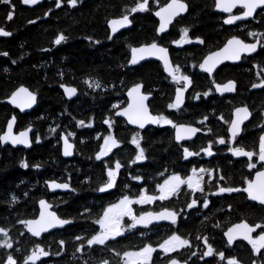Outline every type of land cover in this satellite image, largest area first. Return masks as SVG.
I'll list each match as a JSON object with an SVG mask.
<instances>
[{"label": "trees", "instance_id": "16d2710c", "mask_svg": "<svg viewBox=\"0 0 264 264\" xmlns=\"http://www.w3.org/2000/svg\"><path fill=\"white\" fill-rule=\"evenodd\" d=\"M56 1L42 0L32 7L18 0L11 4L0 3V23L11 32L9 37L0 38V96L19 84L37 90L42 105L39 111L43 110L45 115L35 119L38 133L44 136L46 127L51 124H71L86 119L91 109L101 121L110 114L112 105L122 103L128 87L139 82L153 94L150 103L153 112L173 122L197 123L202 132L193 141L181 144L174 141L171 126L150 127L144 132L142 142L145 159L136 163H133L136 149L126 142L127 138L123 139L126 144L123 142L122 147L100 160L94 158L98 143L79 148L72 159L61 156L54 139H44L18 155L9 147L0 149V227L8 231L7 239L13 244L12 248L0 247V264H6L9 255L17 264H23L37 247L48 253L38 264H102L103 261L119 264L121 256L116 253L139 250L145 245L157 248L174 234L187 239L190 247L178 248L167 255L157 249L150 264H164L173 256L187 264H226L229 259L236 260L237 264H264V249L257 254L244 241L229 245L224 238V231L237 221L263 224L264 206L249 201L243 191L219 193L220 187L243 189L254 171L261 167L249 169V163H255L254 160L234 159L230 144H219L216 140L223 138L232 108L246 104L252 117L237 138L236 146L251 152L258 150L260 137L264 135V87L253 85L264 76V47L260 46L258 52L239 64H225L217 69L215 75L219 80L233 78L236 81L234 95L214 94L205 98L202 92L209 89L208 76L197 68L204 53L219 47L230 35L253 39L247 31L249 28L256 32L263 30L264 11H258L257 21L226 26L222 22L224 16L214 11V0H185L187 13L168 32L157 36V21L151 9L130 11L141 0H77L75 7L68 0H62L63 6L57 7ZM166 1L151 0L149 4L154 8ZM9 12L13 15L11 20L7 19ZM129 13L133 18L132 26L111 37L109 19ZM181 26L189 28L191 40L203 43L173 45V41L180 39ZM61 34L67 39L57 45L55 39ZM155 40L169 47L175 68L189 78L185 106L180 111L168 108L175 83L163 73L158 62L147 61L133 67L127 64L131 46ZM95 83L100 87L89 86ZM60 84L74 85L79 94L65 100ZM196 93L200 94L199 98ZM10 111L8 105L0 104V129ZM209 145L212 156L203 158L194 154L185 159L184 148L201 153ZM117 161L122 165L117 186L106 192L98 191L108 180V169ZM22 163L28 167H22ZM199 168L211 172V176L207 172L201 174L203 192L183 186L167 200H156L135 209L138 214L168 207L178 212L175 224L132 229L108 240L106 245H87V240L100 231L94 221L101 218L109 205L123 196L133 197L142 191L155 195L157 186L171 174L185 178ZM127 172L132 174L130 178ZM66 176L71 180L73 191L51 194L45 181H61ZM134 176L142 179V183H136ZM42 198L49 200L53 210L61 218L72 220V224L35 238L26 232L21 221L37 216L38 201ZM192 199L197 201L196 206L189 209ZM205 200L208 207H204ZM205 238L207 245L215 250L212 256L202 255L207 251ZM5 239L0 234V243ZM78 248L81 250L77 251ZM221 252L225 256L223 260L219 257Z\"/></svg>", "mask_w": 264, "mask_h": 264}, {"label": "snow or ice", "instance_id": "6c2138e0", "mask_svg": "<svg viewBox=\"0 0 264 264\" xmlns=\"http://www.w3.org/2000/svg\"><path fill=\"white\" fill-rule=\"evenodd\" d=\"M25 4H37L40 0H23ZM0 3L3 4H11V0H0ZM68 3L75 7L77 5V0H68ZM60 0H57V7H60ZM241 7L245 9L242 15H231L228 19L224 21L225 24H233L237 20L247 19L253 17V14L256 12L258 8H264V0H215V7L223 12L231 13L233 8ZM148 0H142V2H138L136 6L132 7L130 11L135 13L137 11H148ZM187 11V5L183 2V0H171L166 6L160 8L159 11L155 12V15L158 16L161 20L158 34L163 33L167 30L169 24L172 23L174 17L179 16L180 14ZM13 18L12 12H9L7 19L11 20ZM35 23V21H32ZM131 23L129 20L128 15H123L122 19L119 20H112L110 22L111 26L113 27V33L118 31L119 28H123L128 26ZM180 31L183 33L182 40L185 43H190L192 41L188 40V29L182 28ZM11 33L5 31L3 28H0V36H10ZM250 36L256 37L257 33L251 32L249 33ZM262 38H264V33L260 34ZM67 37L63 34L59 35L58 38L55 39V44L59 45L62 41H65ZM196 42L203 43V41L197 40ZM264 47V41L261 39H257L255 43H244L240 39L232 38L227 41L226 46L222 49L221 52H216L213 55L208 56L199 67L211 74L216 67L217 63L222 62L223 59L228 60H239L241 58L242 53L251 54L257 51V45ZM2 55H7V53H2ZM155 56L156 58L162 60L165 64L166 70L169 68V59H168V50L165 47L158 46L157 43L153 42L150 45L143 46L140 48H133L132 49V59L131 63L135 64L139 60H143L146 57ZM216 58H220L217 60ZM213 61V63H209ZM15 63V61H14ZM179 68H176L174 71H170L169 74L172 75L173 80L179 84L181 80L185 82H190L187 76H180L178 75ZM90 87L99 88L100 84L95 83L94 85H89ZM141 85H137L131 89L128 93L130 97L133 98V103L129 105L127 109L123 112H117L116 115H124L127 116L128 122L134 125H137L139 128L143 129L146 123L152 124H159L163 125H171L173 128L176 129V139L180 141L186 137L182 135V133L186 134H195L199 131L196 128L191 127H184V126H177L173 123L172 120L166 118L163 115L153 116L149 113L148 107L145 105L144 101L147 99V96L141 95ZM234 84L232 82H228L227 84L220 86L216 85V90L221 94L225 92H232L234 91ZM253 87H264V81L260 84H254ZM66 93L68 94L69 98L75 95L76 89L75 88H66ZM211 92H205L203 95L206 97L210 95ZM183 91L181 89H177L176 92V101L168 105L170 109L179 110L183 100ZM18 98L21 99L22 102L18 103ZM199 98V97H197ZM10 103L20 107L23 110L25 107H31L32 103L35 102V96L30 93L26 88L21 87L17 92L13 94L11 97ZM251 114L249 113L246 107L237 108L235 111V119L230 121V132L231 138L234 141L235 137L239 135L241 131L242 123L249 118ZM15 122V117L12 118V121L7 124V133L0 135V143H8L11 142L13 145L16 144H24L25 146H30V142L28 139V131L20 132L19 135H13V125ZM108 123V121H105ZM203 123V121H201ZM79 125H83L85 127H91V124H84V121H79ZM30 131V130H29ZM55 131V129H52ZM72 135V133H69ZM37 142H39V138H37ZM133 144L140 147L139 144V133H136L132 137ZM219 144H225V139H220L218 141ZM105 147L101 149L99 154H97L96 159L100 160L102 157L107 156L112 148L119 147V143L115 138L109 135L107 138L104 139ZM208 156H212L214 153L211 151V145H209L208 149H205ZM233 155L235 156H244L248 157L249 160H252V157L256 155L251 151H245L242 147H236L230 149ZM185 159L188 157L198 154L188 151L187 149L184 150ZM65 156L72 155V145L68 143L67 138L64 140V152ZM145 159L144 150L140 149L138 155H136L135 160L133 163L143 161ZM259 161L264 162V136L260 137L259 142ZM22 167H28L26 163H22ZM38 167V166H37ZM249 169L255 168V163H249ZM121 168V164L119 161L115 164V170L109 168L107 171L108 180L101 186L98 191L106 192L113 187H115V182L117 178V174L119 169ZM208 173L211 176V172L207 169H200V173ZM196 176L195 170L193 172V177H189L188 180L181 179L178 175H173L170 179H166L162 185L157 186V190L159 195H147L146 193H141L138 199H130L128 196H124L118 203L108 207L102 214V217L98 220L94 221V223L99 224L100 231L98 234L92 236L90 239L87 240V245L89 247L93 245H106L108 240H114L119 236L124 235L125 231H131L132 229L136 228L137 226L147 227L150 223L154 221L160 220H168L172 224L177 222V214L173 211H162L159 213L147 212L144 214L137 215L134 210L132 209L131 205L133 204H149L156 200H167L171 198L173 194L178 193L180 186L183 184H187L190 189L198 190L203 192L204 189L201 185V181L203 180V176H200L199 179H194ZM138 179V178H137ZM221 180L224 179L223 176L220 177ZM50 188L53 190L55 189H68L69 185L67 183H52L49 185ZM246 192L248 199L252 201H257L260 204L264 205V171L257 173L256 181H249L247 183L246 188H232V187H220L219 193H232V192ZM215 193V194H219ZM13 201H15V197H13ZM196 201L194 200L191 204L188 205L189 208L195 206ZM40 206L43 211L40 212L39 219L35 220H27L21 221V223L25 224L28 232H30L33 236H40L42 232H47L52 228L56 227H63L66 224L71 223L72 221L61 219L59 218L54 212L48 211L51 207L45 201H40ZM204 207H208V201H204ZM124 217H128L132 223L127 227H122V221ZM258 228H264V224H256L255 226H249V224L240 223L236 224L235 226L228 229L225 235L228 238V244L231 245L235 239H243L248 241L253 248V251L257 254L260 253L261 249H264V233H261L258 239H253L251 237V233L255 232ZM0 234H2L6 239L3 243H0V247L3 248H12V242L7 239L8 231L4 228L0 227ZM78 240L82 239V237H77ZM63 245V241L60 242ZM205 244L207 245V238H205ZM182 247H190L189 241L187 239H182L178 235H172L169 239L165 240L159 246V250L163 251L164 254H168L171 251H175L178 248ZM81 249L78 248L77 251ZM157 251L151 245H145L139 251H127L123 254L116 253L120 255L124 264H150L152 254ZM215 250L211 247V245H207V251L203 252L202 255L212 256L214 255ZM48 253L45 252L42 248L38 249V252H34L32 256L28 257L24 264H34L35 260L38 256H47ZM195 255V253H192ZM219 257L221 260L225 259L224 253H219ZM6 264H17L14 258L9 255L7 257ZM102 264H108L107 261H103ZM169 264H178L176 259L170 260ZM228 264H237V261L234 259H229ZM255 264V262H254Z\"/></svg>", "mask_w": 264, "mask_h": 264}, {"label": "flooded vegetation", "instance_id": "af4514ba", "mask_svg": "<svg viewBox=\"0 0 264 264\" xmlns=\"http://www.w3.org/2000/svg\"><path fill=\"white\" fill-rule=\"evenodd\" d=\"M12 1H14V0H11V3H12ZM18 1H20L21 2V4H23V5H25V6H28V7H32V6H34V5H36V4H34V5H31V4H25L24 2H23V0H18ZM42 0H40V2H41ZM150 1L151 0H148V8L149 9H151V11H152V14H153V16H154V18L156 19V21H157V24H156V29H155V31H156V34H157V27H158V24H159V20H158V18L155 16V12H156V10L158 9V8H161L162 6H164L166 3H168L170 0H167L165 3H163V4H156L155 5V7L154 8H152L151 6H150ZM141 2H142V0H141ZM183 2L187 5V11H188V4L186 3V1L185 0H183ZM138 3V2H137ZM137 3H135L134 4V6H136L137 5ZM38 4V3H37ZM56 5H57V1H56ZM60 5L61 6H63V2H62V0H60ZM214 6H215V0H214ZM13 7V6H12ZM244 9L243 8H241V7H237L236 9H234L231 13H221V12H217V13H219V14H222L224 17H223V20H222V22L224 21V19H225V17H227V16H229V15H237V14H239V13H241L242 11H243ZM259 10H262V12L264 11V8H260ZM258 10V11H259ZM187 11H186V13H187ZM215 11V10H214ZM258 11L255 13V15L251 18V19H249V20H247V21H257V19H256V14L258 13ZM145 12V11H144ZM216 12V11H215ZM186 13H183V14H180L179 16H176V17H174V19H173V21H172V23L171 24H169L168 25V30L167 31H165L164 33H166V32H168L169 31V29L171 28V26H173L174 24H175V22L180 18V17H182V16H184ZM125 15H128L129 16V20L131 21V23L133 24V18H132V14H125ZM120 17H123V16H120ZM115 18V17H114ZM116 18H119V17H116ZM111 19H113V18H111ZM111 19H109V21L111 20ZM247 21H239V22H237V23H235L234 25H237V24H240V23H243V22H247ZM223 24H224V22H223ZM224 25H226V24H224ZM107 26H108V22H107ZM132 26V25H131ZM130 26V27H131ZM226 26H233V25H226ZM129 27V28H130ZM0 28H3L5 31H7V32H9L6 28H5V26L4 25H2L1 23H0ZM182 28H186V29H188V33L190 32V30H189V28H187V27H180V29H182ZM126 29H128V28H126ZM126 29H123V30H126ZM180 29H179V33L181 34L180 35V39L182 38V36H183V33L180 31ZM108 30H109V33H110V27L108 26ZM123 30H121V31H123ZM120 31V32H121ZM248 34L249 33H251V32H255V33H257V36L256 37H254L253 39H251V40H247V39H249V38H247V39H245V38H243V37H241L240 35H237V34H232V35H230L229 37H227L225 40H223L222 41V43L220 44V46L219 47H215V48H213V49H211L210 51H206L205 53H204V55L202 56V58H201V60L199 61V63H198V65H197V68H198V70L200 71V72H202V73H205L207 76H208V80H209V89L208 90H206V91H204V92H202V95H203V93H205V92H211V94L210 95H217V96H220V97H223V96H228V95H234L235 94V92H236V81L233 79V78H227V79H224V80H219L217 77H216V75H215V73H216V71H217V69L219 68V67H221V66H223V65H225V64H231V65H234V64H239V63H241L242 61H243V59L244 58H248V57H251V56H253L255 53H253V54H251V55H241V58L239 59V61L237 62V63H231V62H224V63H221V64H219L215 69H214V71H213V73L210 75L209 73H207V72H205V71H202L201 69H200V67H199V65L200 64H202V61L204 60V58L208 55V54H210L211 52H213V51H215V50H217V49H219V48H221L225 43H226V41L228 40V39H230V38H234V37H237V38H240L243 42H245V43H253V42H256L257 41V39H261L262 37L260 36V34H262V33H264V28H263V30L262 31H258V32H256V31H254V29H248ZM11 33V32H10ZM119 33V32H118ZM164 33H162V34H164ZM161 34V35H162ZM116 35V34H115ZM157 36H160V35H158L157 34ZM1 37H9V36H1ZM0 37V38H1ZM112 37V36H111ZM180 39H178V40H176V41H173L172 42V44L173 45H175V46H178V47H180L182 44H184L185 42L183 41L182 42V44H177L178 42H179V40ZM196 39V38H195ZM188 40H190V41H192L191 43H198V42H196L197 40H191L189 37H188ZM152 42H156V43H158L159 45H161V46H163V47H166L167 49H168V51H169V56H170V61H171V64H172V66H173V68H174V70L176 69L175 68V66H174V64H173V62H172V59H171V55H170V49H169V47H167V46H164V45H162V44H160L158 41H152ZM152 42H149V43H152ZM149 43H142V44H149ZM139 45H141V44H138V45H134V46H139ZM133 46H131L130 47V50H131V48H132ZM259 48H260V45L258 46V50H259ZM258 50H257V52H258ZM129 57H130V55H129ZM129 61V60H128ZM147 61H156V62H158L160 65H161V67H162V71H163V73L165 74V72H164V69H163V66H162V63L160 62V61H158V60H154V59H151V60H146V61H143L142 63H144V62H147ZM141 64V63H140ZM139 65V64H138ZM136 66V65H135ZM133 67V66H132ZM264 74V73H263ZM166 75V74H165ZM178 75H180V76H187L185 73H183L181 70H179V73H178ZM168 78H170V79H172L173 80V78L171 77V76H169V75H166ZM188 77V76H187ZM262 77V76H261ZM174 81V80H173ZM262 81H264V76L261 78V81L259 82V83H255V84H260ZM228 82H232L233 84H234V92L233 93H227V94H220V93H218V91L216 90V86L215 85H220V86H223V85H225V84H227ZM139 83H141L142 85H143V94H145V95H149V100H147V105H148V108H149V111H150V113L152 114V115H161L160 113H155V112H153L152 111V109H151V106H150V103H151V100H152V98H153V94L151 93V92H148V91H146V89H145V86H144V83H142V82H139ZM174 83H175V87H174V95H173V99H172V102L171 103H174V100H175V94H176V90L178 89V88H182L183 90H184V101H183V103H182V105H181V107H180V109H179V111L180 110H182L183 108H184V106H185V102H186V98H187V90H188V84H189V82H185V81H183V80H181V82L179 83V84H177L175 81H174ZM137 84V83H136ZM62 85H66V86H70V87H73V88H75L76 89V93H75V95H73V96H71V98H69V97H67L66 96V94L64 93V91H63V89H62ZM134 85V84H133ZM133 85H131V86H133ZM130 86V87H131ZM20 87H25V88H27V90L30 92V93H32L34 96H35V102L34 103H32V106L31 107H25L23 110H21V108L20 107H17L16 105H14V104H12V103H10V102H7L6 101V99H8L14 92H17L18 90H19V88ZM130 87H128V88H130ZM60 89L62 90V95H63V98L65 99V100H67V101H69V100H71V99H73V98H75L78 94H79V92H78V89L74 86V85H70V84H60ZM200 94L199 93H196V98L197 97H200L199 96ZM210 95H208V96H204L205 98H207V97H209ZM196 100H198V99H196ZM19 102H22L21 101V99L20 98H18V103ZM6 104V105H8L9 107H10V109H11V111H10V113H9V115L6 117V119H5V122H4V125L2 126V128L0 129V135H3V134H6L7 133V124L9 123V122H11L12 121V118L13 117H15V122H14V125H13V135H19V133L20 132H23V131H27V130H29V129H31L30 130V136H29V138H30V141H31V144H30V146H24V145H19V144H17V145H13L12 143H7V144H3V143H0V149L2 150V149H5V148H11V149H13L14 150V153H15V155H18L19 153H24V152H26V151H28L29 149H31L32 148V146L34 145V144H40L44 139H47V140H51V139H54L55 140V143H56V145L59 147V151H60V154H61V156L63 157V154H62V136L63 135H65L66 136V138L69 140V142H71V143H73L74 144V155L75 154H78L79 153V148L81 149L82 147L84 148V146L86 145V144H88V143H92V144H95V143H98V147H97V150L94 152V158L96 159V154H97V152L99 151V148L101 147V145H102V143L104 142V139L105 138H107L109 135H111L113 138H115L116 140H117V142L119 143V147H115V148H112L111 149V151L109 152V154L108 155H110V154H112L115 150H117L118 148H120V147H122L123 146V142H124V140L123 139H125V138H127V140H126V142H128V144L131 146V145H133V147L136 149V154L138 155V153H139V151H140V149H143L144 150V148H143V146H142V142H143V139H144V132L146 131V129H148V128H150V127H155V126H147V127H145V128H143V129H141V128H139V127H136V126H132V125H130L123 117H121V116H119V115H116V111L117 110H119V109H121V108H123V107H125L127 104H128V99H127V97H126V95H125V98H124V100L122 101V103L120 104V103H117V104H114V105H112L109 109H110V114L108 115V116H106L105 118H103L101 121H98V119H97V116H96V114L94 113V110L93 109H91L92 110V112L91 113H88V115H87V117H86V119H80V120H77L76 122H71V124H64V125H61V124H58V125H53V124H51V125H48L47 127H46V129H45V133H44V136L42 135V134H40V133H38L36 130H37V128H36V125H34L35 124V119H36V117L38 116L39 118H42V117H44L45 115H44V113H43V110L42 111H39V108L42 106L41 105V101H40V95H39V92L37 91V90H35V89H31V88H29V87H27L26 85H23V84H19V85H17V86H15L9 93H7L5 96H0V104ZM239 106H246L248 109H249V111H250V118L243 124V126H242V129H241V132L239 133V135L238 136H236L235 137V140L233 141L232 140V138H231V135H230V133H229V127H230V121L232 120V117H233V110L235 109V108H237V107H239ZM169 108V107H168ZM170 109V108H169ZM170 110H173V111H178V110H175V109H170ZM67 111V110H66ZM65 111V112H66ZM251 117H252V111H251V109L248 107V105H246V104H239V105H236L235 107H233L232 108V110H231V116H230V119H229V121L228 122H226V128H225V130H224V135H223V139H225V141H226V143H229L230 144V149H233V148H236V147H239V146H236V140H237V138L240 136V135H242L243 134V131H244V128H245V125H246V123L247 122H249V120L251 119ZM79 121H84V124L85 125H87V124H91V127H85V126H83V125H79L78 124V122ZM105 121H108V123H105ZM174 124H176L177 126L178 125H191V126H195V127H197L198 129H199V132H198V134H200L201 132H202V129H201V127L197 124V123H191V124H189V123H186V122H173ZM159 126H161V125H159L158 124V126H156V127H159ZM169 126H171V125H169ZM172 127V126H171ZM173 128V127H172ZM52 129H55V131H52ZM69 133H72V135H69ZM123 133H126V136H123ZM136 133H139V144H140V147L139 148H137V146L135 145V144H133L131 141H132V137L134 136V135H136ZM174 133H175V128H173V138H174ZM197 134V135H198ZM196 135V136H197ZM196 136H195V138H196ZM264 136V135H263ZM122 137H125V138H122ZM37 138H39V142H37ZM195 138H193V139H191V140H187V141H181V142H177L176 140H175V138H174V141L176 142V143H181V144H184V143H189V142H191V141H193ZM220 139H222V138H220V137H217L216 138V140H217V142L220 140ZM205 149H206V147H205ZM205 149H202L200 152L201 153H198V155H201V157H203V158H207V157H209L207 154H205L203 151L205 150ZM184 150H185V148H184ZM188 150V149H187ZM245 150V149H244ZM188 151H190V150H188ZM246 151H248V150H246ZM231 152V151H230ZM253 153H256V155H254L253 157H252V160H254L255 161V164H256V166H260L261 168L263 167V165H257V163H256V156H257V154L259 153V148H258V150L256 151V152H253ZM146 153L144 152V155H145ZM197 155V154H196ZM231 155H232V157L234 158V159H238V158H241V157H235L233 154H232V152H231ZM74 157V156H73ZM72 157V158H73ZM105 157V156H104ZM104 157H102V158H104ZM191 157V156H190ZM63 158H65V157H63ZM72 158H65V159H72ZM189 158V157H188ZM243 158H245V159H248L247 157H244L243 156ZM97 160V159H96ZM249 160V159H248ZM252 160H249V161H252ZM115 164H116V162H114L113 163V167L111 168V169H113V170H115ZM121 169H122V165H121V168L119 169V171H118V174H117V178H116V182H115V187L117 186V181H118V177H119V175H120V171H121ZM200 169V168H199ZM260 169V168H259ZM258 170V169H257ZM193 171V170H192ZM192 173V172H191ZM190 173V174H191ZM66 175H67V173H66ZM131 175L132 174H129V172H127V177L128 178H130L131 177ZM171 175H178V174H171ZM170 175V176H171ZM178 176H180V175H178ZM190 176V175H189ZM181 177V176H180ZM182 178H184V177H182ZM186 178V177H185ZM136 183H139V184H141L142 183V179L140 180V179H137V177H135L134 176V179H133ZM166 180V179H165ZM57 181V180H56ZM58 182H61V183H67V184H69V186L71 187V180L69 179V177L68 176H66L65 177V179H62L61 181H58ZM163 183V181H161V183L159 184V185H161ZM45 185H46V181H45ZM183 186H186V185H183ZM183 186H181V187H183ZM115 187H113L112 189H114ZM180 187V188H181ZM48 188V187H47ZM123 188V187H122ZM244 188V187H243ZM111 189V190H112ZM128 190H130L129 188H127ZM73 191V189H72V187H71V191H65V192H63V193H66V192H72ZM55 193H57V192H55ZM141 193H144V191H142ZM141 193H139L138 195H140ZM51 194H54V193H51ZM138 195H136V196H133V197H137ZM124 197V196H123ZM122 197V198H123ZM132 198V197H131ZM47 200V199H46ZM47 201H49V200H47ZM194 200H191V202L190 203H192ZM196 201V200H195ZM50 202V201H49ZM197 202V201H196ZM51 203V202H50ZM52 204V203H51ZM147 204H144V205H140V207H143V206H146ZM53 206V205H52ZM136 207H139V206H135V209H136ZM139 207V208H140ZM195 207V206H194ZM165 208H168V207H165ZM189 209H193V208H189ZM139 214V213H138ZM137 214V215H138ZM250 224V223H249ZM251 225H256V224H251ZM136 229H138V228H136ZM261 233H264V230H262L261 228H259L258 229V231L252 236V238L253 239H255L258 235H260ZM226 241V240H225ZM243 241V240H242ZM227 242V241H226ZM245 242V241H244ZM246 243V242H245ZM247 244H249V245H251L250 243H247ZM233 245V244H232ZM252 246V245H251ZM173 257H175V256H173ZM172 258V257H171ZM177 258V257H176ZM177 259H179V258H177ZM179 260H181V259H179ZM181 261H183V260H181ZM187 262V261H186ZM165 264V263H164Z\"/></svg>", "mask_w": 264, "mask_h": 264}, {"label": "water", "instance_id": "95a60500", "mask_svg": "<svg viewBox=\"0 0 264 264\" xmlns=\"http://www.w3.org/2000/svg\"><path fill=\"white\" fill-rule=\"evenodd\" d=\"M170 2H171V0H170L168 3H170ZM168 3H166L164 6H166ZM162 7H163V6H162ZM237 7H239V6H237ZM237 7L233 8V10L236 9ZM259 9H260V8H258V9L256 10V12H257ZM159 10H160V8H158V9L156 10V12L159 11ZM214 10H215L216 12L226 13V12H223V11L218 10L215 6H214ZM233 10H232V11H233ZM244 11H245V9H244L241 13H239V14H237V15H242V13H243ZM256 12H255V13H256ZM184 13H186V12H184ZM255 13L253 14V16L255 15ZM182 14H183V13H182ZM155 16H156V15H155ZM230 16H231V15L225 17L224 21H225L226 19H228ZM156 17H157L158 20H159V24H158V27H157V34H158V29H159V26H160L161 20H160V18H159L158 16H156ZM251 18H252V17L247 18V19L237 20L235 23H237V22H239V21H247V20H249V19H251ZM119 19H122V17H119V18H113V19H111L110 21H108V26L110 27V30H111V31H110V32H111V36H114L115 34H117L118 32H120L121 30L126 29V28H129V27L132 25V23H130L128 26L123 27V28H119L118 31H116L115 33H113V27L111 26L110 22H111L112 20H119ZM173 19H174V18H173ZM172 21H173V20H172ZM224 21H223V22H224ZM235 23H233V24H231V25H234ZM224 24H225V23H224ZM226 25H229V24H226ZM167 30H168V27H167ZM167 30H166V31H167ZM163 33H164V32H163ZM161 34H162V33H159L158 35H161ZM0 37H1V36H0ZM234 38H237V37H234ZM230 39H232V38H230ZM230 39H228V40H230ZM237 39H240V38H237ZM228 40H227V41H228ZM240 40H241V39H240ZM227 41H226V43H225L221 48H219V49H217V50L211 52L210 54H208V55L204 58V60H205L208 56L213 55V54L216 53V52H221L222 49L226 46ZM241 41H242V40H241ZM242 42H243V41H242ZM152 43H153V42H152ZM155 43H156V42H155ZM244 43H245V42H244ZM253 43H255V42H253ZM150 44H151V43H149V44H141V45H139V46H133V47L131 48V50H130V57H129V61H128V63H127L128 66H129V67H132V66H135V65H138V64L142 63L143 61L154 59V60H158V61H160V62L162 63V66H163V69H164L165 74H166V75H169V76L172 77V75H170L169 72H170V71H174V68H173V66H172V64H171V61H170L169 51H168V59H169V68H168V70H166L164 62H163L162 60L156 58L155 56L146 57V58L143 59V60H139V61H138L137 63H135V64H132V63H131V59H132V49H133V48H140V47L147 46V45H150ZM249 44H251V43H249ZM157 45H158V46H161V45H159L158 43H157ZM258 46H259V44L257 45V50H258ZM161 47H163V46H161ZM165 48H166V47H165ZM167 50H168V49H167ZM256 52H257V51H256ZM256 52H253V53H256ZM253 53H251V54H253ZM242 54H243V55H244V54H245V55H251V54H248V53H242ZM242 54H241V55H242ZM216 59L219 60L220 58H216ZM204 60L202 61V63L204 62ZM238 61H239V60L233 61V60L223 59L222 62L217 63L216 67H217L219 64L224 63V62L237 63ZM209 63L211 64V63H213V61H210ZM216 67H215V68H216ZM215 68H214V69H215ZM200 69H201V68H200ZM201 70H202V69H201ZM202 71H203V70H202ZM213 71H214V70H213ZM212 73H213V72H212ZM212 73H211V74H212ZM211 74H210V75H211ZM137 85H141V86H142V87H141V93H140V94H141V95H145V94H143V85H142L141 83L134 84L133 86H131L130 88H128V89L126 90V92H125V95H126V97H127V99H128V104H127L125 107H123V108L117 110L116 113H117L118 111H119V112H123L125 109H127V108L129 107L130 104L133 103V98L130 97V96L128 95V93L131 91V89H132L133 87H135V86H137ZM215 86H216V85H215ZM20 88H21V87H20ZM20 88H19V89H20ZM23 88H25V87H23ZM66 88H73V87L66 86V85H62V89H63L64 93L66 94L67 97H69L68 94H67L66 91H65ZM26 89H27V88H26ZM178 89H181V90L183 91V97H182V100L184 101V90H183L182 88H178ZM176 92H177V90H176ZM233 92H234V91H232V92H225V93H223V94L233 93ZM14 93H15V92H14ZM14 93H13V94H14ZM218 93H220V92H218ZM13 94H12L8 99H6L7 102L10 101L11 97L13 96ZM220 94H221V93H220ZM145 96H147V99L144 101V103H145V105L148 107V105H147V100H149L150 97H149V95H145ZM175 101H176V94H175V100H174V102H175ZM242 107H246V106H239V107H237V108H242ZM237 108H235V109L233 110V117H232V120H234V119L236 118V117H235V111H236ZM246 108H247V107H246ZM247 109H248V108H247ZM148 110H149V108H148ZM248 111H249V109H248ZM149 113H150V111H149ZM249 113H250V111H249ZM150 114H151V113H150ZM151 115H152V114H151ZM119 116L123 117V118L128 122L127 116H124V115H119ZM153 116H157V115H153ZM249 118H250V116H249ZM249 118H248V119H249ZM248 119H247V120H248ZM232 120H231V121H232ZM247 120H245V121L242 123V125H241V129H242L243 124H244ZM128 123H129V122H128ZM129 124L132 125V126H136V127H138L137 125H134V124H131V123H129ZM147 126H155V127H156V126H158V124L146 123V124H145V127H147ZM178 126L191 127V128H196V129H198L197 127H195V126H191V125H178ZM145 127H144V128H145ZM29 130H31V129H29ZM29 130H27V131H28V139H29V142H30V144H31V141H30V138H29V136H30V131H29ZM198 130H199V129H198ZM198 132H199V131H197L195 134H186V133H182V135H185L186 137H189V138H185V139H182V140H180V141H177V139H176V129H175L174 138H175V140H176L177 142L187 141V140H191V139L195 138V136L198 134ZM240 132H241V131H240ZM229 133H230V135H231L230 127H229ZM65 138H66V136L63 135V136H62V154H63V152H64V140H65ZM67 141H68L69 144L72 145V155H70V156H65V155L63 154V157H65V158H72V157L74 156V144L71 143V142H69L68 139H67ZM8 143H11V142H8ZM3 144H4V143H3ZM5 144H7V143H5ZM16 145H17V144H16ZM19 145H24V144H19ZM24 146H25V145H24ZM245 151H246V150H245ZM234 156H235V155H234ZM235 157H243V156H235ZM247 158H248V157H247ZM256 163H257V165H263V167L260 168V169H258V170H256V171L253 173L251 179L248 180V181L245 183L244 188L247 187V183H248L249 181H253V182L256 181L257 173H258V172L264 171V162L259 161V153H258L257 156H256ZM52 183H60V184H63V183L58 182V181H56V180H47V181H46V185H47V187H48L50 193H55V192H57V191H61V192H62V191H63V192H65V191H71L70 186H69L68 189H55V190H53L52 188L49 187V185H51ZM245 193H246V192H245ZM246 195H247V193H246ZM247 199H248V196H247ZM42 200L45 201L47 204H49V205L51 206V207L48 209V211L54 212L59 218H61V217L57 214V212L54 211V210L52 209V204H51L49 201H47L45 198H43V199H40V200L38 201L39 212H38L37 216L34 217V218H29V219H27V220H35V219H39L40 212L43 211V209H41V206H40V201H42ZM248 200H249V199H248ZM249 201L254 202V203H257V204H260V203L257 202V201H252V200H249ZM190 204H191V203H190ZM260 205H262V204H260ZM195 206H196V204H195ZM263 206H264V205H263ZM191 208H194V206L191 207ZM165 210L175 212V213L177 214V220H178V213H177L175 210L170 209V208H163V209H160V210H146V211H143V212H141V213H139V214H144V213H147V212L159 213V212H162V211H165ZM139 214H138V215H139ZM61 219H64V218H61ZM27 220H26V221H27ZM66 220H70V219H66ZM70 221H72V220H70ZM245 222H246L247 224H249V222H247L246 220L237 221V222L231 224V225H230V226L224 231V238H225V240L227 241V243H228V238H227V236L225 235V233L228 231V229L231 228V227H233V226H235L236 224L245 223ZM71 224H72V222L69 223V224L64 225L63 227L52 228V229H50V230L47 231V232H42L40 236H33L30 232H28V230H27L26 227H25V230H26V232H27L30 236L35 237V238H41L43 235H45V234H47V233H50V232H52V231H54V230H58V229L65 228V227H67V226H69V225H71ZM158 224H172V223H171L170 221H168V220H160V221H154V222L150 223L147 227L137 226L136 228L146 229V228L152 227V226H154V225H158ZM263 224H264V223H263ZM249 226H255V225H251V224H249ZM258 229H259V228H258ZM258 229H256L255 232H253V233L250 234L251 237H252V236L258 231ZM242 240H243V239H235V240L233 241V243L236 242V241H242ZM243 241H245L246 243H249V242L246 241V240H243ZM233 243H232V244H233ZM232 244H231V245H232ZM34 252H38V251H36V250L32 251V252L26 257V259H27L28 257L32 256ZM41 258H42V256H38V258L35 260L34 264H38V263L40 262ZM26 259H25V260H26ZM172 259H176V260L178 261V264H187L186 261H181V260L177 259L176 257H173V258L169 259L165 264H169L170 260H172ZM25 260L23 261V264H24ZM30 264H31V262H30Z\"/></svg>", "mask_w": 264, "mask_h": 264}, {"label": "rangeland", "instance_id": "374dc122", "mask_svg": "<svg viewBox=\"0 0 264 264\" xmlns=\"http://www.w3.org/2000/svg\"><path fill=\"white\" fill-rule=\"evenodd\" d=\"M182 42H183V41H182V38H181L177 44H182ZM104 147H105V145H104V142H103L102 145H101V147L99 148V151L97 152V154H99V152L101 151V149L104 148ZM206 149H208V148H206ZM203 152H204L205 154H207L205 150H204ZM97 154H96V155H97ZM200 169H201V168H200ZM200 169H194V170H195V173H196V176L194 177V179H199V178H200V176H201V174H202V173H200ZM194 170L192 171V173L190 174V176H188V177H186V178H182V177H181V179H183V180L186 181V180H188L189 177H193V172H194ZM172 176H173V175L169 176L167 179H170ZM164 181H165V180H164ZM164 181H163V183H164ZM163 183H162V184H163ZM162 184H161V185H162ZM201 184H202V182H201ZM183 185H186L187 188H189L187 184H183ZM183 185H181V186H183ZM181 186H180V187H181ZM192 190L195 191L194 189H192ZM147 195H148V194H147ZM155 195H159L158 190H157V193H156ZM128 197H129V196H128ZM129 198L135 200V199H138V198H139V195H138L137 197H132V198L129 197ZM121 199H122V198H121ZM121 199H120V200H121ZM120 200H119V201H120ZM192 200H195V199H192ZM119 201H117L116 203H118ZM116 203H114V204H116ZM152 203H153V202H152ZM152 203H149V204H152ZM114 204H112V205H114ZM112 205H109L108 207H110V206H112ZM135 206H139V207H140V204H133V205H131L132 209H133L134 212L136 213V211H135ZM108 207H107V208H108ZM107 208H106V209H107ZM106 209H105V210H106ZM105 210H104V211H105ZM101 217H102V216H101ZM131 223H132V221H131L128 217H124V218H123V221H122V227H127V226L130 225ZM99 227H100V226H99ZM125 232H128V231H125ZM125 232H124V233H125ZM258 237H259V235H258L255 239H258ZM169 238H170V237H169ZM169 238H168V239H169ZM159 246H160V245H159ZM159 246H158L156 249L159 250ZM154 248H155V247H154ZM38 249H41V247H37L35 250L38 251ZM139 250H140V249H139ZM139 250H135V251H139ZM160 251H161V250H160ZM161 252L164 253L163 251H161ZM172 252H174V251H171L170 253H172ZM168 254H169V253H168ZM119 264H124V262H123V260H122L121 257H120V262H119ZM226 264H228V260L226 261Z\"/></svg>", "mask_w": 264, "mask_h": 264}, {"label": "bare ground", "instance_id": "6f19581e", "mask_svg": "<svg viewBox=\"0 0 264 264\" xmlns=\"http://www.w3.org/2000/svg\"><path fill=\"white\" fill-rule=\"evenodd\" d=\"M110 34H111V32H110ZM122 138H125V137H122ZM127 140V139H126ZM125 142V141H124ZM125 144H126V142H125ZM129 147V146H128ZM127 148V147H126Z\"/></svg>", "mask_w": 264, "mask_h": 264}]
</instances>
